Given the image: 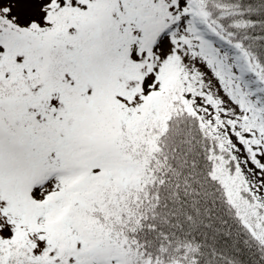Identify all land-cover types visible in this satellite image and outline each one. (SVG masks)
Segmentation results:
<instances>
[{"label": "snow or ice", "instance_id": "6c2138e0", "mask_svg": "<svg viewBox=\"0 0 264 264\" xmlns=\"http://www.w3.org/2000/svg\"><path fill=\"white\" fill-rule=\"evenodd\" d=\"M0 264H264V0H0Z\"/></svg>", "mask_w": 264, "mask_h": 264}]
</instances>
